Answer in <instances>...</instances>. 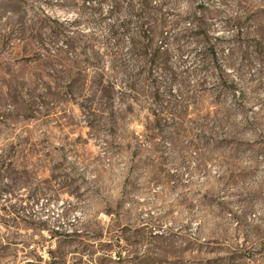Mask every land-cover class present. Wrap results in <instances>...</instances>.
<instances>
[{
    "label": "rangeland",
    "instance_id": "1",
    "mask_svg": "<svg viewBox=\"0 0 264 264\" xmlns=\"http://www.w3.org/2000/svg\"><path fill=\"white\" fill-rule=\"evenodd\" d=\"M140 2L0 0V264H264V0Z\"/></svg>",
    "mask_w": 264,
    "mask_h": 264
},
{
    "label": "trees",
    "instance_id": "2",
    "mask_svg": "<svg viewBox=\"0 0 264 264\" xmlns=\"http://www.w3.org/2000/svg\"><path fill=\"white\" fill-rule=\"evenodd\" d=\"M91 1H94V0H87V2H91ZM99 1V0H97ZM140 7L138 9H136L135 7L133 6H130L129 8V15L130 16H134V17H137V16H140L142 17L143 15L146 14V9H147V6L151 3V0H140ZM114 12V10H113ZM129 24L128 23H125L123 24L122 28H128ZM143 29V27H142ZM156 107H157V110L159 113H166V114H170V115H175V111H174V106H164L163 104L157 102L156 103ZM158 116V115H157Z\"/></svg>",
    "mask_w": 264,
    "mask_h": 264
}]
</instances>
